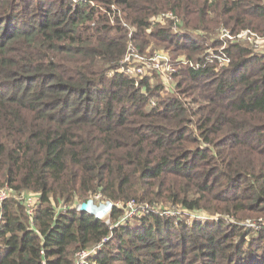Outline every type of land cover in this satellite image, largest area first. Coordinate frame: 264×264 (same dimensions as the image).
<instances>
[{
  "label": "trees",
  "instance_id": "obj_1",
  "mask_svg": "<svg viewBox=\"0 0 264 264\" xmlns=\"http://www.w3.org/2000/svg\"><path fill=\"white\" fill-rule=\"evenodd\" d=\"M223 27L264 35V0H0V264H76L104 237L90 264H264L243 224L264 220V53L230 42L174 87L118 71L129 41L201 62ZM97 194L111 225L76 208ZM132 200L150 208L123 220Z\"/></svg>",
  "mask_w": 264,
  "mask_h": 264
},
{
  "label": "built area",
  "instance_id": "obj_2",
  "mask_svg": "<svg viewBox=\"0 0 264 264\" xmlns=\"http://www.w3.org/2000/svg\"><path fill=\"white\" fill-rule=\"evenodd\" d=\"M131 34L132 32L130 35ZM215 39L219 41V45L216 47H209L203 55L204 59L201 62L186 57L173 59L168 51L161 49L156 50L153 53H143L134 41H129L127 50L118 66V71L132 78L136 85H138L143 79H153L155 75H158L167 86L174 87L176 84L175 76L182 65H189L197 70L211 65L217 68L229 65L231 63V57L227 52V47L230 42H246L257 52L264 53V35L257 34L251 29H244L235 33L230 28L223 27L220 28L219 32L216 34ZM168 80L174 81L175 84L173 86L168 84ZM152 104H154V102H152ZM10 195V190L7 187L0 188V206L10 197ZM37 197V195L28 194L19 198L26 205L28 214L31 217L34 212V205ZM91 199L93 200L95 207L86 210V212L94 216L96 219L103 220L108 225H111L110 215L114 207L119 203L115 204L111 200L101 197L100 194H97ZM127 206L128 210L124 215L123 220L132 215L138 214L139 212H145L150 208L148 204H137L134 200L129 201ZM76 208L80 211H84L81 209V203H78ZM62 209L65 210L66 205H63ZM169 212L175 216L179 214L176 210L167 211V213ZM209 218L218 220V217L216 216L210 217L205 214H198L197 217V219L201 221L208 220ZM108 240L109 237H104L91 249L77 252L76 264H90L89 259L100 251Z\"/></svg>",
  "mask_w": 264,
  "mask_h": 264
},
{
  "label": "rangeland",
  "instance_id": "obj_3",
  "mask_svg": "<svg viewBox=\"0 0 264 264\" xmlns=\"http://www.w3.org/2000/svg\"><path fill=\"white\" fill-rule=\"evenodd\" d=\"M161 50H165V49H163V48H161ZM179 57H181V56H179ZM178 57V58H179ZM172 58H173V56H172ZM174 59V58H173ZM160 77V76H159ZM163 81V80H162ZM175 81H176V79H175ZM164 83V82H163ZM168 84H170V85H174L175 84V82L174 81H170V80H168ZM178 213H181L182 214V212H180V211H177ZM212 216H214V215H212ZM212 216H210V217H212ZM197 217H198V214L197 213H189V218H188V220L189 221H192V220H195V219H197ZM217 217V216H216ZM229 221L232 223V222H236V220H232V219H229ZM258 223H260V224H264V220H259V221H254V220H246L245 222H243V224H245L246 226H248V227H252V228H254V229H259L260 228V225H257Z\"/></svg>",
  "mask_w": 264,
  "mask_h": 264
},
{
  "label": "water",
  "instance_id": "obj_4",
  "mask_svg": "<svg viewBox=\"0 0 264 264\" xmlns=\"http://www.w3.org/2000/svg\"><path fill=\"white\" fill-rule=\"evenodd\" d=\"M93 207H95V206H94V202L92 199H89L88 201L81 203V209L84 211H86L90 208H93Z\"/></svg>",
  "mask_w": 264,
  "mask_h": 264
}]
</instances>
